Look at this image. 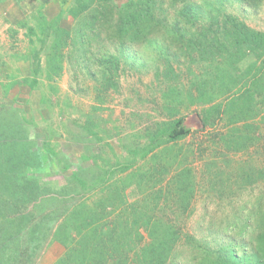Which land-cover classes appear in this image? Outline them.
Instances as JSON below:
<instances>
[{"label":"rangeland","instance_id":"1","mask_svg":"<svg viewBox=\"0 0 264 264\" xmlns=\"http://www.w3.org/2000/svg\"><path fill=\"white\" fill-rule=\"evenodd\" d=\"M74 2L0 0V122L10 127L8 139L2 140L6 144L2 154L14 156V144L20 150L29 148L38 153L39 160L32 161L34 167L28 166L25 175L54 181L56 187L63 185L64 177L73 170L83 169L89 175L84 196L93 193L94 200H104V206L116 203L119 215H128V201L135 203L137 214L166 215L165 220L182 225L191 236L214 238L223 217L247 212L241 208L225 210L228 202L249 205L251 210L255 199L264 195L263 178L247 179L264 171V112L255 120L233 125L222 115V120L215 119V125L204 129L200 113L222 102L215 100L205 107L199 104L200 90L216 95L212 92L214 76L209 70L205 77V64L192 63L179 50L177 41L162 37L163 31L159 42L152 45L150 60L137 62L135 53L133 63L132 52L123 58L119 75L113 77L117 86L104 82L99 64L89 66L64 57L52 61L54 29L74 26L68 14ZM226 12L249 28L264 32V8L231 1ZM42 24L48 28L42 29ZM109 49L112 54L118 52L114 46ZM162 50L166 56L159 57ZM169 58L173 75L165 74ZM262 61L250 55L237 69L244 71L255 63L258 67ZM177 120L192 134L165 143L162 131ZM11 124L17 125L16 134L23 130L21 140L11 141L16 127ZM247 124H254L255 130H248ZM59 160L71 168L64 171ZM3 165L8 162L0 158V168ZM123 167L129 168L126 173L121 172ZM183 171L189 172V179L183 180L186 186L179 180ZM96 174L100 177L94 179ZM101 180L109 181L106 186L112 184L104 197L102 187L95 190L103 185ZM242 183H246L244 188ZM156 191H160L159 205L164 209L154 210ZM187 198L191 216L182 222ZM233 232H237L236 226ZM146 233L143 230L148 238ZM193 248L184 236L177 242L180 264H200L206 259L202 251ZM64 252V246L54 242L35 264H54Z\"/></svg>","mask_w":264,"mask_h":264},{"label":"trees","instance_id":"2","mask_svg":"<svg viewBox=\"0 0 264 264\" xmlns=\"http://www.w3.org/2000/svg\"><path fill=\"white\" fill-rule=\"evenodd\" d=\"M231 1L255 9L264 8V0H126L122 3L75 0L68 8L74 26L54 29L50 59L58 61L64 57L89 66L99 64L104 70V82L117 86L113 77L119 75L123 58L132 52L133 63L135 53L137 62L150 60L152 45L159 42V33L163 31L162 37L166 35L177 41L179 50L192 63L205 64L208 70L205 77L209 76V70L214 76L212 92L216 95L200 90L199 104L205 107L215 100L222 99V102L202 110L204 129L215 125V119L220 121L223 116H227L231 125L255 120L264 112V32L249 28L226 12V4ZM45 28L48 27L42 24V29ZM111 46L118 52L110 53ZM161 52L159 57L166 56L165 50ZM101 54L105 57L99 59ZM250 55L263 60L262 64L257 67L255 63L238 71L237 67ZM167 61L165 74L173 75L172 58ZM11 126H16L11 141L21 140L23 130L16 134L17 125ZM246 128L255 130L254 124H247ZM9 133L10 127L0 122V158L8 162L0 168L3 188L0 191V264H35L54 242L65 248L54 264H180L181 256L176 257L175 249L183 236L194 245L193 251L206 255L200 264H264V195L255 199L251 210L249 205L228 202L225 210L247 209L246 214L223 217L224 223L215 237L212 234V239L197 238L186 233L182 225L165 220L166 215L135 213V203L125 202L128 215H119L116 203L108 207L104 206V200H94L93 193L84 196L89 175L83 169L73 170L58 187L54 181L49 183L40 177L25 175L27 167H34L32 161H38L40 155L31 153L29 148L20 150L14 144V156H4L2 149L6 144L2 140L8 139ZM162 134L165 143H171L184 140L192 131L182 120H177ZM59 162L64 164V171L71 168L66 162ZM128 169L123 167L121 172L126 173ZM188 173L183 171L179 175L182 186L187 185L183 180L189 179ZM18 175L22 177L19 179ZM97 176L100 174L93 178ZM254 176H258L254 181L264 179V171L247 179ZM101 181L103 185L95 190L102 187L104 197L112 184L106 186L109 181ZM245 184L240 187L244 188ZM158 193L154 210L164 209L159 205ZM190 203L187 198L182 222L191 216L187 212ZM235 226L237 232H233Z\"/></svg>","mask_w":264,"mask_h":264}]
</instances>
